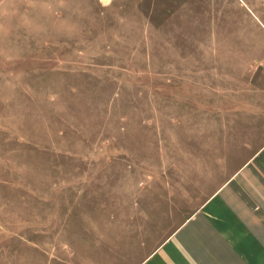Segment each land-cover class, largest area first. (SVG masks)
Listing matches in <instances>:
<instances>
[{
	"label": "rangeland",
	"instance_id": "1",
	"mask_svg": "<svg viewBox=\"0 0 264 264\" xmlns=\"http://www.w3.org/2000/svg\"><path fill=\"white\" fill-rule=\"evenodd\" d=\"M264 144V0H0V264H141Z\"/></svg>",
	"mask_w": 264,
	"mask_h": 264
},
{
	"label": "crops",
	"instance_id": "2",
	"mask_svg": "<svg viewBox=\"0 0 264 264\" xmlns=\"http://www.w3.org/2000/svg\"><path fill=\"white\" fill-rule=\"evenodd\" d=\"M141 264H264V144Z\"/></svg>",
	"mask_w": 264,
	"mask_h": 264
}]
</instances>
